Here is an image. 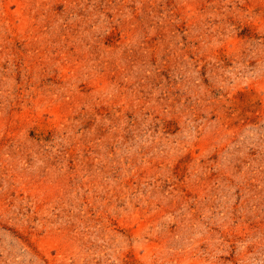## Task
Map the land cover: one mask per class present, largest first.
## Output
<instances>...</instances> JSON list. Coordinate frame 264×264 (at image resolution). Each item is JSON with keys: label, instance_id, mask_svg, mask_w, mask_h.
<instances>
[{"label": "rangeland", "instance_id": "1", "mask_svg": "<svg viewBox=\"0 0 264 264\" xmlns=\"http://www.w3.org/2000/svg\"><path fill=\"white\" fill-rule=\"evenodd\" d=\"M0 264H264V0H0Z\"/></svg>", "mask_w": 264, "mask_h": 264}]
</instances>
